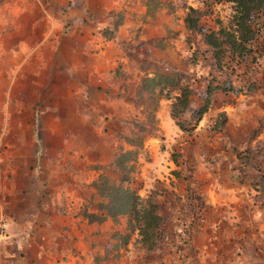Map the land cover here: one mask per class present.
<instances>
[{
  "label": "crops",
  "instance_id": "1",
  "mask_svg": "<svg viewBox=\"0 0 264 264\" xmlns=\"http://www.w3.org/2000/svg\"><path fill=\"white\" fill-rule=\"evenodd\" d=\"M44 2L10 10L6 23L22 32L0 38V264H94L111 220L96 208L90 165L113 157L112 111H101L116 104L106 92L125 60L118 38L102 29L118 7L125 16L117 34L126 37L137 3ZM143 25L146 40L156 23Z\"/></svg>",
  "mask_w": 264,
  "mask_h": 264
},
{
  "label": "rangeland",
  "instance_id": "2",
  "mask_svg": "<svg viewBox=\"0 0 264 264\" xmlns=\"http://www.w3.org/2000/svg\"><path fill=\"white\" fill-rule=\"evenodd\" d=\"M44 1L0 0V38L13 36L8 34L11 30H15V34L22 32L21 24L12 26L13 23H6L11 16L8 15L10 10L31 11L30 6L36 3L42 7L47 4ZM167 1L173 10L168 12V6H162L159 10L161 19H174L172 28L182 32L184 29L180 23L187 5L209 7L210 13L200 16V21L208 26H214L217 20L226 24L231 13L229 3L223 0L213 1L212 5L202 4L201 0ZM145 31L155 35L157 27L155 25ZM151 37V40L130 51L133 65L137 62V65L146 68L147 64L153 71L168 58L182 70V75L192 71L188 69L187 57L193 49V43L188 45L184 40L175 39L169 42L172 49L165 53L156 44V38ZM193 39H198V36L193 34ZM242 70L239 71L241 75ZM263 75L260 71L243 75L246 78L245 86L238 91L236 87L241 80L238 76L233 77L234 89L216 96L221 104L219 110L225 113L224 124H213L214 117L206 119L202 115L189 134L180 130L169 117L168 103L171 98L165 96L164 87L156 91L157 129H150L147 124L146 117L151 109L148 101L141 100L143 104L136 105L129 97L130 93L133 94L131 87L122 93L121 104L117 99L116 104L104 105V111H112L117 115V119L106 121H112V126L116 122L118 128L121 115L125 126L122 135L136 138L130 132L132 122L147 124L140 139L136 138L142 143L131 155L134 160L133 168L128 173V185L136 188L141 196L152 190L157 193L158 211L164 218L162 238L157 241L158 250L167 249L168 236L176 238L174 233L180 222L191 217L194 210L192 204L200 207L202 217L200 221H195L191 232L193 247L175 249L170 257L169 251L148 253L138 247L135 232L128 229V214H115L106 240L104 264H264V183L260 182L264 178ZM195 89L201 92L198 86ZM173 92L169 90L170 95ZM119 137L118 149L133 148L123 137ZM93 149L90 154L95 152ZM100 151L104 152V146ZM90 166L97 171L93 183L99 187L104 186L103 175L117 176V171L109 168L113 167L112 163ZM255 169L259 171L254 173ZM245 240L255 244L257 249L248 250L243 244Z\"/></svg>",
  "mask_w": 264,
  "mask_h": 264
},
{
  "label": "trees",
  "instance_id": "3",
  "mask_svg": "<svg viewBox=\"0 0 264 264\" xmlns=\"http://www.w3.org/2000/svg\"><path fill=\"white\" fill-rule=\"evenodd\" d=\"M134 1L137 3V10L131 15L132 23L127 25L126 37H120L117 34L118 25L123 23L125 16L124 11L118 7L108 10L112 25L106 24L102 29L106 37L118 38V44L126 58L118 64L116 72L110 78L111 84H108L109 91L106 92L108 97H116L121 104L122 93L127 92L131 87L133 94L130 93L129 97L136 105L143 104L141 100L148 101L151 109L149 116L146 117L147 124L150 129L152 127L157 129L156 91L164 87L165 96L171 98L168 103L169 117L180 130L189 134L202 115L206 116V119L214 117L213 124L219 123L220 126L224 124L225 113L219 110L221 104L216 97L217 94L233 90L232 79L235 76L241 80L236 87V90H240L245 86L246 78L243 75H251L254 71L264 73V0H223L229 3L231 13L226 24H221L217 20L214 26L204 25L200 21L201 15L210 13L209 7L187 5L180 23L184 32L172 28L174 19L169 21L161 19L162 14L159 10L162 6H168L166 10L168 12L173 10V6L167 0ZM213 1L221 0H201V3L212 5ZM146 23L149 25L156 23L157 33L151 38H156V44L161 46L165 53L168 49H172L170 43L175 39L184 40L188 45L193 43V49L187 57L188 69L192 70L191 72H187L185 76L182 75V70L168 58L153 71H150L147 64L146 68L140 67L137 62L133 65L130 51L143 42L151 40L141 37L143 24ZM193 34L198 36V39L194 40ZM240 70L243 75L239 73ZM263 79L264 75L262 81ZM195 86L200 88V93ZM169 90H174L173 94L170 95ZM104 108L105 106L101 112L108 113L104 111ZM111 113H108L111 114L109 119H117V115ZM119 118L121 119L118 128H116V122L112 126L116 141L113 144V157L109 162L113 166L109 168L117 171V176L103 175L104 186L101 187L92 181L94 192L98 196V200L95 201L96 208L103 210L110 220L115 214L127 213L128 229L135 232L138 247L148 253L169 251L172 257L171 252L175 249L193 247V242H190L191 232L195 227V221H200L202 218L200 207L192 204L194 210L191 217L185 222H180L179 228L174 233L176 238L168 236L167 249L158 250L157 241L162 238L161 229L164 218L158 211L157 193L152 190L141 196L136 192V188L128 185V173L133 168L134 160V156L131 155H134L135 148L142 143V140H139L140 134L147 124L132 122L130 132L139 138L136 140L134 137L122 135L125 126L122 124L121 115ZM117 131L119 139L123 137L134 149H118ZM257 171L259 170L255 169L254 173ZM183 177H185L184 174ZM260 182L263 184L264 178L260 179ZM248 240L252 242L251 239ZM249 241H243L248 250L257 249V246ZM101 247H103L101 252L94 256V264L106 259L107 246L105 244Z\"/></svg>",
  "mask_w": 264,
  "mask_h": 264
},
{
  "label": "built area",
  "instance_id": "4",
  "mask_svg": "<svg viewBox=\"0 0 264 264\" xmlns=\"http://www.w3.org/2000/svg\"><path fill=\"white\" fill-rule=\"evenodd\" d=\"M1 192H2V184L0 182V233H2L6 227V223L2 215Z\"/></svg>",
  "mask_w": 264,
  "mask_h": 264
}]
</instances>
